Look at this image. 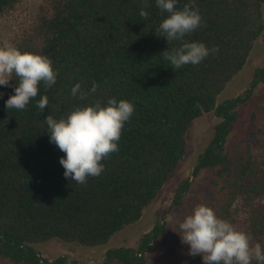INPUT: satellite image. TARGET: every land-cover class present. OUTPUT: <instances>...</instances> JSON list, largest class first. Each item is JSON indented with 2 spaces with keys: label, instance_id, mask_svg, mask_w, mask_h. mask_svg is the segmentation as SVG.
Here are the masks:
<instances>
[{
  "label": "trees",
  "instance_id": "1",
  "mask_svg": "<svg viewBox=\"0 0 264 264\" xmlns=\"http://www.w3.org/2000/svg\"><path fill=\"white\" fill-rule=\"evenodd\" d=\"M148 2L149 17L144 19L139 15L144 0H42L34 19L15 37L13 45L22 51L53 61L57 80L51 88L41 84L23 111L6 109L13 87H0V259L68 264L65 258L43 260L34 246L52 240L86 249L108 245L154 204L186 157L192 123L209 113L222 122L195 169V174L210 171L209 183L217 188L208 206L251 241L264 239V145L259 152L243 141L225 148L236 119L234 106L252 93L218 104L264 33V0H179L178 7L194 4L202 16L201 26L185 41L218 48L200 64L179 69L163 52L180 42L168 44L158 36L163 17L155 0ZM22 5L23 0H0V19ZM254 76L252 87L263 83L264 67ZM77 82L85 91L93 83L99 88L83 100L73 98ZM41 96L48 98L43 113L36 106ZM109 97L135 107L122 129L119 150L102 161L100 176L84 184L65 179L59 163L64 153L49 142L45 116L58 117ZM160 224L139 250H109L107 258L147 264L143 253L160 237L165 227ZM181 264L203 262L188 255Z\"/></svg>",
  "mask_w": 264,
  "mask_h": 264
},
{
  "label": "clouds",
  "instance_id": "2",
  "mask_svg": "<svg viewBox=\"0 0 264 264\" xmlns=\"http://www.w3.org/2000/svg\"><path fill=\"white\" fill-rule=\"evenodd\" d=\"M179 0H155V7L163 17L156 29L158 36L170 44L180 46L164 51L165 59L173 68L198 65L218 48L209 49L198 41H185V37L201 26L202 16L194 4L178 7ZM148 0H144L139 15L147 19ZM57 72L53 61L36 52L22 51L13 44L0 45V87H13L14 94L5 101L6 109L23 111L38 95L39 86L51 88L56 84ZM15 81V85L10 84ZM93 83L85 91L80 82L71 88L73 98L85 99L97 92ZM3 93H0L2 98ZM41 113L48 106L47 96H41L36 105ZM135 111L128 100L109 97L85 106H76L61 115H46L49 142L64 153L59 163L64 177L78 184L89 177H98L104 171L102 161L117 152L121 132ZM177 234L188 246V255L200 256L203 264H264V245L252 244L248 233L238 230L230 221L217 216L206 204H197L178 222Z\"/></svg>",
  "mask_w": 264,
  "mask_h": 264
},
{
  "label": "rangeland",
  "instance_id": "3",
  "mask_svg": "<svg viewBox=\"0 0 264 264\" xmlns=\"http://www.w3.org/2000/svg\"><path fill=\"white\" fill-rule=\"evenodd\" d=\"M42 0H23L22 7L0 19V45L13 44L21 30L33 19ZM264 67V33L258 39L250 58L243 70L233 78L222 92L218 104L244 97L251 92L247 100L234 106L236 119L226 137L225 148L239 141L251 143L256 151L264 145V82L252 87L255 72ZM222 119L214 113L203 115L195 120L187 135V154L184 161L170 177L157 200L144 211L143 217L136 223L116 234L108 245L102 248L86 249L76 244H66L57 240L35 245L34 249L43 260L52 263L65 258L68 264H121L110 261L106 254L109 250H139L146 236L161 222L165 225L160 237L150 244V249L143 253L147 264H181L188 259V246L181 243L177 234L178 222L191 212L197 204L209 205L217 188L210 185L208 178L211 172L201 170L195 174L200 156L205 152L214 138L215 126ZM184 182L187 188L181 191ZM182 195L180 199L178 196ZM264 203V199L262 200ZM244 231L241 228H237ZM251 241V240H250ZM260 243L264 245V239ZM0 264H12L0 259Z\"/></svg>",
  "mask_w": 264,
  "mask_h": 264
}]
</instances>
